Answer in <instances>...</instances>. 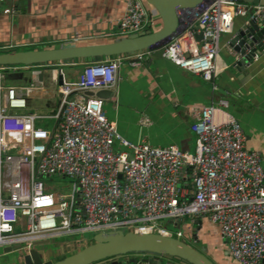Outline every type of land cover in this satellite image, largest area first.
Segmentation results:
<instances>
[{
	"label": "built area",
	"instance_id": "1",
	"mask_svg": "<svg viewBox=\"0 0 264 264\" xmlns=\"http://www.w3.org/2000/svg\"><path fill=\"white\" fill-rule=\"evenodd\" d=\"M145 5L144 0H125L114 39L153 29L154 19ZM177 14L181 30L154 51L136 52L134 59L93 58L72 82L59 70L60 101L49 117L54 120L50 131L33 127L34 121L48 116H11L0 106V247L19 245L18 250L28 251L37 241L116 230L181 240L185 233L178 229L173 236L162 221L176 227L206 219L217 226L234 262L264 264L262 158L246 149L240 125L221 109L227 105L224 100L192 110L195 147L185 152L124 139L107 119L102 99L95 96L102 90L114 94L124 56L136 64L143 54L155 51L215 89L219 39L238 17L246 18L241 31L255 26L246 36L247 42L255 43L241 53L235 49L238 34L228 41L233 66L257 59L256 49L264 45V5L205 0ZM6 102L10 108L25 106L11 87L6 89ZM148 123L147 118L140 120L141 125ZM56 175L76 180L68 193L44 183V178Z\"/></svg>",
	"mask_w": 264,
	"mask_h": 264
},
{
	"label": "crops",
	"instance_id": "2",
	"mask_svg": "<svg viewBox=\"0 0 264 264\" xmlns=\"http://www.w3.org/2000/svg\"><path fill=\"white\" fill-rule=\"evenodd\" d=\"M124 9L125 0H0V52L108 42L117 33V22ZM148 11L154 19L155 30H158L160 20L155 12ZM245 23L246 18H235L231 31L220 36L215 89L210 82L180 69L162 56L143 54V60L136 64L130 63L134 55L129 56L130 59L124 56L117 72L116 91L111 98H101V107L107 119L114 123L117 133L132 143L145 142L159 148L174 146L181 151L193 152L192 110L210 104L217 106L224 100L227 105L220 108L238 122L245 136L246 149L258 152L264 167V45L256 49L258 58L242 66L241 71L233 66L234 58L226 50L228 41L244 28ZM91 60L0 69V106L11 116H48L34 121L33 127L50 131L54 120L49 117L60 101L59 70L66 81L72 82ZM10 71L12 74L8 73ZM10 87L24 98L23 108L8 107L6 89ZM41 99L50 101L44 114L37 113L31 106V101ZM142 118H147L149 123L141 125ZM45 121L51 123L48 129L41 126ZM16 126L23 128L22 124L16 123ZM193 226L195 228L194 223L190 228ZM196 231L203 232L207 243L212 245L215 260L210 259L215 264H237L226 253L225 242L216 225L202 219L201 228ZM208 235L212 237L209 240ZM0 249V256L10 253ZM65 249L66 246L62 251ZM63 257L57 256L52 261ZM147 257L161 261V264H181L153 255L124 256L108 263L137 260V264H151L142 261ZM18 264H21L20 260Z\"/></svg>",
	"mask_w": 264,
	"mask_h": 264
},
{
	"label": "water",
	"instance_id": "3",
	"mask_svg": "<svg viewBox=\"0 0 264 264\" xmlns=\"http://www.w3.org/2000/svg\"><path fill=\"white\" fill-rule=\"evenodd\" d=\"M152 8L160 20L161 26L158 30L148 29L144 32L131 34L120 39H111L105 43L74 45L59 48L48 49H30L22 51H2L0 52V67L11 66H30L41 63H57L69 60L93 59L112 57L118 55H133L143 50L154 51L160 45L169 41V39L181 30L178 12L186 9H193L200 6L205 0H144ZM243 3H253L264 5V0H237ZM254 25L245 31H240L234 40L239 39L235 49L241 53L245 46L252 47L255 41L247 42L246 36L254 31ZM260 34L256 35V38ZM232 40V42L234 41ZM155 57H161V51H155L152 54ZM242 67H238L241 71ZM59 85L62 83V77H58ZM93 96L92 92L88 93ZM95 96L102 99H108L113 96L111 91H98ZM195 228L200 230L202 220H194ZM195 235V234H194ZM92 243L84 248L65 256L59 260L52 261L47 259L44 253L36 248L53 243L54 240L37 241L33 247L28 250H18L17 245L12 248H4L3 252H18V261L21 264H96L110 261L114 258L124 257L128 254L160 256L174 259L181 264H215L205 253L186 242L173 238L162 236L160 234H142L133 232H122L121 230L107 231L92 235ZM143 262L151 264H161V261L150 258L142 259ZM107 264H137V260L111 261Z\"/></svg>",
	"mask_w": 264,
	"mask_h": 264
},
{
	"label": "rangeland",
	"instance_id": "4",
	"mask_svg": "<svg viewBox=\"0 0 264 264\" xmlns=\"http://www.w3.org/2000/svg\"><path fill=\"white\" fill-rule=\"evenodd\" d=\"M147 10H152L148 5H145ZM153 11V10H152ZM154 12V11H153ZM156 18V16H155ZM153 30H155V25L153 27ZM8 73H11L8 72ZM12 74V73H11ZM50 101L48 99H41V100H33L31 101V106L34 108V110L37 113L44 114L47 111L48 105ZM43 128L48 129L49 126H51L50 122L45 121L44 124L41 125ZM44 183L47 185H50L53 189H57L59 192L62 193H68L70 191V186L73 182H76L74 178L69 177H61V176H51L49 178L43 179ZM186 224V223H185ZM161 226L165 229H168L172 232V235L174 236L175 232L179 229L182 230L185 233V236L182 237V241L186 242L187 244L191 245L197 249L200 252H204L209 258L214 259L213 250H211V246L207 243L206 235L201 231H196L190 228L189 224L187 223L186 226L179 223L176 227L170 225L166 220L162 221ZM194 228V226H193ZM195 234V235H194ZM92 233H77L72 234L68 236H62L57 237L54 239L53 243L46 244L44 246H37L36 248L40 251V253H44L45 258H55L57 256H68L85 246L91 244L92 241ZM212 237L208 235V240ZM211 242V241H210ZM206 244V245H205ZM66 246V249L62 251V248ZM69 247V248H67ZM200 248V249H199ZM1 250V249H0ZM2 253V251H0ZM132 256L134 254H128L126 256ZM122 258V257H118ZM165 258V257H164ZM170 260L171 262H175V260L165 258ZM212 260V261H213ZM167 261V260H166ZM18 254L16 252H10L6 253L2 256H0V264H18ZM107 264L106 262H101V264ZM175 263H181L176 261ZM183 264V263H182Z\"/></svg>",
	"mask_w": 264,
	"mask_h": 264
},
{
	"label": "trees",
	"instance_id": "5",
	"mask_svg": "<svg viewBox=\"0 0 264 264\" xmlns=\"http://www.w3.org/2000/svg\"><path fill=\"white\" fill-rule=\"evenodd\" d=\"M194 247H195V245H194ZM196 248H198V247H196ZM200 249V248H199ZM172 260H174V259H172ZM175 262H176V260H175Z\"/></svg>",
	"mask_w": 264,
	"mask_h": 264
}]
</instances>
